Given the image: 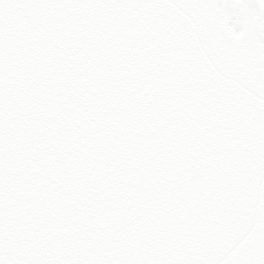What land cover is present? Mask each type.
<instances>
[{
	"label": "snow or ice",
	"instance_id": "snow-or-ice-1",
	"mask_svg": "<svg viewBox=\"0 0 264 264\" xmlns=\"http://www.w3.org/2000/svg\"><path fill=\"white\" fill-rule=\"evenodd\" d=\"M0 264H264V0H0Z\"/></svg>",
	"mask_w": 264,
	"mask_h": 264
}]
</instances>
